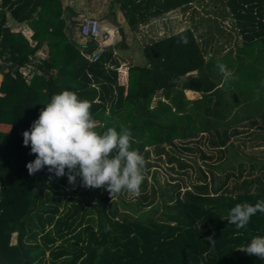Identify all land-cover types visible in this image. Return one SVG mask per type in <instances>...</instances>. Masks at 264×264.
Returning a JSON list of instances; mask_svg holds the SVG:
<instances>
[{
    "label": "trees",
    "instance_id": "16d2710c",
    "mask_svg": "<svg viewBox=\"0 0 264 264\" xmlns=\"http://www.w3.org/2000/svg\"><path fill=\"white\" fill-rule=\"evenodd\" d=\"M3 6L0 123L9 129L0 130V264H264L238 249L264 235V212L241 228L221 218L236 203L264 200V155L244 151L247 142L264 145V0H109L96 19L114 29V40L94 61L82 51L97 42L80 34L84 14L70 0ZM175 10L190 11V24L144 40L143 63H128L121 83L127 44L115 15L136 29ZM9 21L29 24L30 38ZM27 64L29 81L20 72ZM62 89L89 102L97 132L128 128L130 147L143 158L152 149L171 170L189 167L194 177L185 172L148 192L143 176L138 196L126 201L125 190L110 196L46 166L29 174L25 164L35 154L22 132ZM180 150H198L204 168Z\"/></svg>",
    "mask_w": 264,
    "mask_h": 264
},
{
    "label": "clouds",
    "instance_id": "9594fccd",
    "mask_svg": "<svg viewBox=\"0 0 264 264\" xmlns=\"http://www.w3.org/2000/svg\"><path fill=\"white\" fill-rule=\"evenodd\" d=\"M219 69L226 72L223 64ZM42 104L38 116L22 132V143L30 145L29 152L35 154L25 164L29 174L46 166L55 176L66 175L69 183L79 176L85 187L102 186L110 196L121 190L139 191L145 161L130 147L128 128L109 126L97 132L89 102L69 89L53 93ZM257 212H264V200L236 203L221 218L241 228ZM238 249L264 259V235L251 237Z\"/></svg>",
    "mask_w": 264,
    "mask_h": 264
},
{
    "label": "rangeland",
    "instance_id": "374dc122",
    "mask_svg": "<svg viewBox=\"0 0 264 264\" xmlns=\"http://www.w3.org/2000/svg\"><path fill=\"white\" fill-rule=\"evenodd\" d=\"M109 0H92L91 5L90 1L88 0H81L80 6L78 8L79 12L84 15H93L97 18L101 17L104 13H106V6L108 4ZM78 1L77 0H70V4L76 8ZM78 7V6H77ZM190 14L188 13H180L178 10H175L173 12H169L166 17L163 20H156L151 25H144L140 28L136 29H130L126 22L123 20V18L120 16V14H116V20L118 21L120 27L123 30V37L124 41L127 44V48L122 49L119 52V59L122 61L121 65L118 67V80L125 84L126 83V76L123 78L122 69L126 70V66L128 63H141L143 57L140 54V48L144 44V40H147L149 36L159 37L162 36L164 33H168L169 28L172 30H178L182 27L190 24ZM91 17V18H95ZM100 29H107L108 26L100 25ZM17 27L12 26L11 30L16 31ZM170 31V30H169ZM22 32L25 34V36H28L29 29L25 28L22 29ZM116 36V35H115ZM118 37H120L118 33ZM144 60V59H143ZM127 72V71H126ZM199 93H188L185 92V95L187 98H196L198 97ZM241 140L247 141L248 137H244L243 134L240 136ZM189 145H192L194 147L199 148V150H202L204 152H207L208 154H214L215 151L209 150L204 145L197 143L195 141H191ZM148 156L143 158L145 161L144 169L146 173H143L142 175L146 178V190L148 192L151 191V187L157 188L158 186H163L164 184H174L177 182L178 179L184 178L186 179L185 175L183 173L187 172L188 175H191L194 177L195 172L189 168H183V169H177V171H173L170 169V165L166 162V157L164 155H157L153 152L152 149H148ZM244 151L251 155L256 156H263L264 155V145L263 147L255 146L251 143H246V146L244 148ZM182 153V156L186 162H188V158L194 159L197 161V163L200 164L201 168H204V166L201 163L200 153L198 150L195 151H188V150H180ZM208 161V160H207ZM191 164V161L189 162ZM157 180V182L155 181ZM179 181V180H178ZM182 183V181H181ZM138 195L136 193H130L127 192L124 195V199L126 201H129L132 198H136Z\"/></svg>",
    "mask_w": 264,
    "mask_h": 264
},
{
    "label": "built area",
    "instance_id": "2783aa9c",
    "mask_svg": "<svg viewBox=\"0 0 264 264\" xmlns=\"http://www.w3.org/2000/svg\"><path fill=\"white\" fill-rule=\"evenodd\" d=\"M4 0H0V10L4 8L3 6ZM6 26H9V22L6 23ZM80 26V34L84 37H90L97 42V48L91 52H84L82 54L88 60L94 61L98 58V54L101 50H103L106 46L114 40V29H100L99 22L96 18H91L89 16L84 15L79 23ZM6 70V69H5ZM21 74L25 80L29 81L33 76L32 66L31 64H27L21 67ZM38 72V71H37ZM11 75L14 77V73L11 72Z\"/></svg>",
    "mask_w": 264,
    "mask_h": 264
},
{
    "label": "crops",
    "instance_id": "0c3cea01",
    "mask_svg": "<svg viewBox=\"0 0 264 264\" xmlns=\"http://www.w3.org/2000/svg\"><path fill=\"white\" fill-rule=\"evenodd\" d=\"M78 1V3H77V6H76V8L73 6V8L75 9V10H78V8H79V6L81 5L80 4V1L81 0H77ZM88 1H90V5H91V1L92 0H88ZM93 16V15H92ZM95 17V16H94ZM96 18V17H95ZM11 22V23H10ZM12 26H15V25H13V21H9V26H8V28L11 30V28H12ZM17 27V26H16ZM25 28H28L29 29V35L28 36H25V34L22 32V29H25ZM16 31H13V30H11V31H13V32H18V31H20L21 33H22V35L26 38V39H29L30 38V36H31V34H32V32H33V29L31 28V26L29 25V24H24V25H22V26H19V27H17L16 29H15ZM141 63H143V59H142V61H141ZM1 78H2V76H1V74H0V80H1ZM126 80H127V72H126ZM185 92H190V93H198L197 91H193V90H185ZM199 95V94H198ZM9 129V125L8 124H6V123H0V130L1 131H7Z\"/></svg>",
    "mask_w": 264,
    "mask_h": 264
},
{
    "label": "bare ground",
    "instance_id": "6f19581e",
    "mask_svg": "<svg viewBox=\"0 0 264 264\" xmlns=\"http://www.w3.org/2000/svg\"><path fill=\"white\" fill-rule=\"evenodd\" d=\"M189 93V92H188Z\"/></svg>",
    "mask_w": 264,
    "mask_h": 264
}]
</instances>
